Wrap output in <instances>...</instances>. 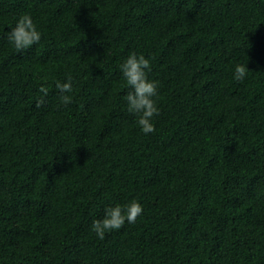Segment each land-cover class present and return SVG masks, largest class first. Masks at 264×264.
<instances>
[{"label":"trees","instance_id":"1","mask_svg":"<svg viewBox=\"0 0 264 264\" xmlns=\"http://www.w3.org/2000/svg\"><path fill=\"white\" fill-rule=\"evenodd\" d=\"M23 15L41 40L18 52ZM133 52L150 134L123 99ZM134 200L135 223L91 230ZM0 264H264V0H0Z\"/></svg>","mask_w":264,"mask_h":264},{"label":"clouds","instance_id":"2","mask_svg":"<svg viewBox=\"0 0 264 264\" xmlns=\"http://www.w3.org/2000/svg\"><path fill=\"white\" fill-rule=\"evenodd\" d=\"M9 43L18 51H24L41 40V34L37 30L30 15L21 16L16 26L7 33ZM122 76L131 91L123 97L128 106V112L137 117L136 123L144 134L155 131L152 120L159 115V108L156 105L155 97L158 96V82L150 81L147 73L151 71L150 60L144 55L137 56L131 53L120 65ZM248 69L244 65H237L233 79L242 83L247 76ZM56 88L59 91V99L64 105L72 102V97L68 93L72 92V81L68 78L67 82H57ZM43 95L47 96V89L40 88ZM44 104L43 98L37 102V107ZM143 209L137 201H132L125 206L117 205L105 209V216L101 219H94L91 223V230L101 240L104 239L106 232L119 230L125 222L135 223Z\"/></svg>","mask_w":264,"mask_h":264}]
</instances>
